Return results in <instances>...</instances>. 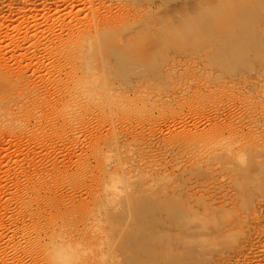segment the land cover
Segmentation results:
<instances>
[{
  "label": "rangeland",
  "instance_id": "374dc122",
  "mask_svg": "<svg viewBox=\"0 0 264 264\" xmlns=\"http://www.w3.org/2000/svg\"><path fill=\"white\" fill-rule=\"evenodd\" d=\"M115 2L0 0V23L11 12L29 19L0 30L36 44L28 60L0 49L10 80L32 83L0 106V264H169L163 197L150 193L194 166L213 165L216 178L197 181L228 202L209 222L239 228L211 240L213 253L238 250L254 234L248 220L264 218V167L246 181L260 185L247 202L233 185L250 158L264 157V139L245 151L232 136L243 127L264 132V0ZM74 18L72 32L60 30L58 21ZM96 19L147 26L91 38L92 50L75 54ZM94 54L96 68L75 72ZM38 87L46 95L31 101ZM63 93L72 100L61 101Z\"/></svg>",
  "mask_w": 264,
  "mask_h": 264
},
{
  "label": "bare ground",
  "instance_id": "6f19581e",
  "mask_svg": "<svg viewBox=\"0 0 264 264\" xmlns=\"http://www.w3.org/2000/svg\"><path fill=\"white\" fill-rule=\"evenodd\" d=\"M101 6H105L108 9H111L114 4H116L115 0H97ZM119 2V1H117ZM27 14H18L11 12L9 14H5L3 16V21L0 23L1 26H5L6 23L11 22L12 24L16 21L20 22L22 19V23L29 20L27 18ZM75 19V20H74ZM71 22H66V20H60L57 23H60V30L67 32L69 34L72 32L68 30L71 26H77L80 24V20L74 18ZM103 19L93 20L88 28L87 32L84 35V45L83 47H78L75 51V54L81 55L83 51H91L94 45L92 44L91 38H93V43H99L103 39L108 41L110 38H114L117 35L122 34L123 29L135 28V27H143L147 26L146 23L139 21H127L118 26H108L102 21ZM75 22V25H71L72 22ZM148 23V22H147ZM29 27V25H28ZM125 29V30H126ZM68 30V31H67ZM124 30V31H125ZM144 29L142 28L141 31ZM123 31V32H124ZM188 35V32L185 33ZM57 34L54 35V39L61 38ZM74 35H80L79 31L75 32ZM63 36V35H62ZM28 35L25 37H17L11 35L8 31L3 32L0 30V49H9L13 48L15 51H22L24 55V59L28 60L29 55L28 52H31V49L35 47V43L30 41ZM23 41L28 42L30 45L26 48L23 47ZM46 50H54V48L45 47ZM2 52V50H0ZM71 51V49H64L63 52ZM85 53V52H83ZM37 54H34L36 57ZM100 56V55H99ZM98 56V57H99ZM97 61L96 55H92L89 59L80 63L78 67L75 68V72L88 73L90 70L96 68L94 64ZM43 62L42 58L38 63ZM20 68L28 66L29 64L23 65V61H18ZM6 69V70H5ZM65 67L63 66L59 72H65ZM23 69H19V72H22ZM12 70L9 69L8 66L1 65L0 69V106L3 105V102L10 101L8 97L15 92L24 93L28 90L29 84H32L30 80H28L25 76H20L18 80L11 81L8 77ZM122 81V80H121ZM33 88H37L35 84H33ZM66 91V90H65ZM48 92V91H47ZM38 95L36 97H30L31 101L35 99L43 98L46 93L41 92V88L35 91ZM68 97L71 95L70 91L67 92ZM67 94L63 93L61 101H70L72 99L67 98ZM46 98V97H45ZM58 113V112H57ZM60 113V111H59ZM51 116H47L45 119H51ZM258 117L251 116L249 121L251 122L252 127H258L259 123H256ZM256 124V126H255ZM245 127L237 129L232 136L234 138H241L244 142V150H249L252 148L255 142L264 139V132H245ZM73 134H75L73 132ZM210 158V157H209ZM218 159V158H217ZM221 162H223V158H219ZM145 161V160H144ZM144 163V162H143ZM150 162H145L144 164H148ZM210 167L206 169H202L201 167H193L192 170L189 171V174H181L179 179L175 182L162 187L160 189L155 188L150 194H156L160 197H163V208L166 209L167 214L163 220V227L165 232L164 237V247L166 251V263L169 264H197L205 259H209L212 262L210 264H230V262H235V264H244L246 262L255 263L261 262L264 260V236L260 237L259 235L264 232L263 229L258 230V226L264 223L263 216H259L256 219L249 221L248 225L254 234L248 238V241H245L241 247L238 248L235 252L232 253L222 251L219 254H215L208 248L211 240L226 237L231 232L229 225L227 224H216L211 223L208 220V217L215 214L216 212H225L228 210L225 204L227 201H221L222 199L218 198L216 191L217 188H214L212 192L208 193L203 190L197 180L203 179L200 178L199 174L209 173L214 178L215 169L213 165L210 164ZM264 167V157L259 156L258 154L249 160V164L245 169H242L239 174H241V179L234 180L233 185L237 188V190H241L244 198L243 200L247 202V200L252 199L253 192L260 188L259 184H254L255 188L252 190L244 187L246 185L247 179L250 177L251 172L253 174ZM211 172V173H210ZM215 180V184H216ZM214 184V186H215ZM217 185V184H216ZM145 187L153 186L151 182L146 183ZM223 188V185H218ZM138 191L145 192V188H140ZM221 201V202H220ZM219 202L220 206L215 207V203ZM247 204V203H246ZM164 252L162 251L163 255Z\"/></svg>",
  "mask_w": 264,
  "mask_h": 264
}]
</instances>
